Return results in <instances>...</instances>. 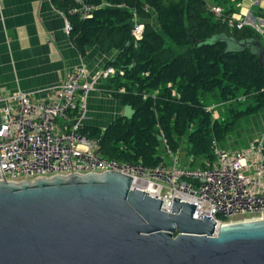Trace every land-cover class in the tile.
<instances>
[{
  "label": "trees",
  "instance_id": "trees-1",
  "mask_svg": "<svg viewBox=\"0 0 264 264\" xmlns=\"http://www.w3.org/2000/svg\"><path fill=\"white\" fill-rule=\"evenodd\" d=\"M79 1L96 7L91 17L71 12ZM208 1L52 0L67 19L81 56L91 45L102 54L114 53L105 67L117 72L99 89L133 115L104 129L84 125L80 130L100 141L106 158L155 168L165 160L161 148L178 154L184 141L189 166L205 168L214 161L213 141L224 146L239 122L264 111V65L258 57L249 50L225 53L223 43L199 46L221 34L261 43L264 36L248 26L230 27L226 18L235 10L228 0H211L222 8V18L212 13ZM132 13L143 26L140 40L132 34ZM167 40L181 52L167 47ZM209 97L226 106L224 120L208 109Z\"/></svg>",
  "mask_w": 264,
  "mask_h": 264
},
{
  "label": "water",
  "instance_id": "water-1",
  "mask_svg": "<svg viewBox=\"0 0 264 264\" xmlns=\"http://www.w3.org/2000/svg\"><path fill=\"white\" fill-rule=\"evenodd\" d=\"M212 38L199 46L249 50L264 65L259 40ZM132 115L124 107L122 117ZM161 207L112 171L2 181L0 264H264V220L216 232L211 218H193L191 204L174 198L170 213Z\"/></svg>",
  "mask_w": 264,
  "mask_h": 264
},
{
  "label": "built area",
  "instance_id": "built-area-1",
  "mask_svg": "<svg viewBox=\"0 0 264 264\" xmlns=\"http://www.w3.org/2000/svg\"><path fill=\"white\" fill-rule=\"evenodd\" d=\"M250 1L256 7L262 0ZM78 4L71 12L84 18L96 9ZM211 11L223 17L221 7ZM131 17L132 34L140 40L143 26ZM226 21L237 29L260 27L258 19L255 25L234 17ZM66 29L69 32V24ZM116 72L105 67L91 75L80 65L61 84L48 89L45 99L35 97L40 91L0 96V182L112 171L130 177L132 189L162 201L166 213L171 212L174 198L195 206L193 218H211L216 232L222 226L264 220V134L235 150L213 141L214 161L205 168L190 167L187 158L179 163L180 156L168 149L164 152L171 164L164 160L155 168L108 159L99 140L82 135L90 93L100 91L99 86Z\"/></svg>",
  "mask_w": 264,
  "mask_h": 264
},
{
  "label": "crops",
  "instance_id": "crops-1",
  "mask_svg": "<svg viewBox=\"0 0 264 264\" xmlns=\"http://www.w3.org/2000/svg\"><path fill=\"white\" fill-rule=\"evenodd\" d=\"M228 2L235 10L232 17L236 20L255 25L254 20L260 19L264 24V0L256 7L250 0ZM210 7L219 6L213 3ZM67 25L52 0H0V96L40 91L35 97L45 99L47 90L61 84L74 68L84 65L94 75L113 60V52L102 54L94 45L88 46L86 55L81 56L69 37ZM123 111L120 101L94 90L89 95L84 123L104 129L122 117ZM213 115L222 120L220 115ZM242 123H256L254 130L263 129L260 131L264 134V111ZM236 137H229L224 146L231 150L242 148Z\"/></svg>",
  "mask_w": 264,
  "mask_h": 264
},
{
  "label": "rangeland",
  "instance_id": "rangeland-1",
  "mask_svg": "<svg viewBox=\"0 0 264 264\" xmlns=\"http://www.w3.org/2000/svg\"><path fill=\"white\" fill-rule=\"evenodd\" d=\"M208 4L210 7L211 5H213V2L211 0H209ZM258 20H259L258 24L260 25V27H258V28L253 27V28L257 30V33H262L263 29H264V28H262L263 22L261 23V20L260 19H258ZM254 22H255V20H254ZM250 27L252 28V26H250ZM261 36H264V34ZM212 39H214V38H212ZM209 41L212 42L213 40H209ZM168 46L175 48V50L177 52H181V50L179 48H177L169 40H167V47ZM228 48L235 49V50L237 49L236 46L234 44H231V43L228 44ZM206 101H207L208 109H210L213 112V114L220 115L221 119H223V120L228 116L226 106H224L222 104L218 105V103H216L217 101L213 100L211 97H209V99H207ZM242 122H244V120L237 124V127H236L234 133L232 135H230V138L236 139L237 138L236 136H238L240 138L241 144L243 145V144H247V142L253 141L254 139H257L263 135V131L262 132L260 131L263 129H260L257 131L254 130L256 123H242ZM185 148H186L185 142L182 141L181 149L178 152V156H180V160L178 162L181 164H183L185 162V159H186ZM160 154L165 158V161L168 163V165H170L171 164V158L167 153L164 152V149L161 148Z\"/></svg>",
  "mask_w": 264,
  "mask_h": 264
},
{
  "label": "bare ground",
  "instance_id": "bare-ground-1",
  "mask_svg": "<svg viewBox=\"0 0 264 264\" xmlns=\"http://www.w3.org/2000/svg\"><path fill=\"white\" fill-rule=\"evenodd\" d=\"M131 16H135V18L138 19V22H137V23H138V24H141V23L139 22L138 15H137L136 13H132ZM224 17H225V16H224ZM223 21H224V20H223ZM223 21H222V22H223ZM227 23H228V22H227ZM245 27H246V26H245ZM248 27H249V26H248Z\"/></svg>",
  "mask_w": 264,
  "mask_h": 264
}]
</instances>
